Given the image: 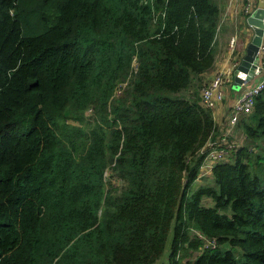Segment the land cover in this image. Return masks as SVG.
Masks as SVG:
<instances>
[{"label":"trees","instance_id":"obj_1","mask_svg":"<svg viewBox=\"0 0 264 264\" xmlns=\"http://www.w3.org/2000/svg\"><path fill=\"white\" fill-rule=\"evenodd\" d=\"M221 12L0 0V264H154L173 223L171 264H264V91L236 126L257 150L192 190L218 130L200 75ZM110 168L123 184L107 191Z\"/></svg>","mask_w":264,"mask_h":264},{"label":"crops","instance_id":"obj_2","mask_svg":"<svg viewBox=\"0 0 264 264\" xmlns=\"http://www.w3.org/2000/svg\"><path fill=\"white\" fill-rule=\"evenodd\" d=\"M217 4L221 6L222 12L219 31L214 45L216 63L213 69L200 75V79L202 84L206 85L218 74H223L231 79V82L225 86V98L221 101H216L215 107L212 109L218 126L216 136H213L212 140H218L228 132L234 102L238 95L243 91L242 89L239 90L234 88V81L235 76L238 73V65L246 55L247 46L254 34V29L248 22V17L250 15L247 14V7L249 8V14L254 16L262 12V10L264 11V0H217ZM233 38H235V44L234 47H231V41ZM193 89H191V91H193ZM188 95L189 92H186V96ZM238 131L239 129H234L232 135L229 136V139L233 142L235 148L244 144L242 139L240 142L236 138ZM242 136H244V134H242ZM208 151L209 148L205 147L200 151V154L207 153ZM213 166L210 168L201 167L199 177L194 184L201 182L200 179L204 178H208L211 184L213 181ZM196 257L197 254H195L193 258L188 259H195ZM188 259L184 261H187Z\"/></svg>","mask_w":264,"mask_h":264},{"label":"built area","instance_id":"obj_3","mask_svg":"<svg viewBox=\"0 0 264 264\" xmlns=\"http://www.w3.org/2000/svg\"><path fill=\"white\" fill-rule=\"evenodd\" d=\"M247 14L249 8L247 7ZM264 21V18H263ZM235 38L231 41V47H234ZM258 57L260 64L255 70L254 77L245 81L242 84V92L236 98L232 115L230 118V127L226 135L220 137L218 140L209 141L206 147L209 151L206 153L202 168H210L220 161H228L232 157V149L234 148L233 142L229 139L233 130L236 129L240 118L244 115H249L254 110L256 97L264 91V36L259 48ZM231 82V79L223 74H218L210 83L206 84L201 91V102L204 106L213 109L216 101H221L225 98V86ZM194 232L205 240V247H215L216 241L214 239L208 240L204 234L198 230Z\"/></svg>","mask_w":264,"mask_h":264},{"label":"water","instance_id":"obj_4","mask_svg":"<svg viewBox=\"0 0 264 264\" xmlns=\"http://www.w3.org/2000/svg\"><path fill=\"white\" fill-rule=\"evenodd\" d=\"M264 11L257 15H250L248 17L249 24L254 29L253 37L247 46V52L241 63L238 65V73L235 76L234 88L242 89V84L254 77L255 70L260 64L258 57L259 48L261 46L264 36Z\"/></svg>","mask_w":264,"mask_h":264},{"label":"rangeland","instance_id":"obj_5","mask_svg":"<svg viewBox=\"0 0 264 264\" xmlns=\"http://www.w3.org/2000/svg\"><path fill=\"white\" fill-rule=\"evenodd\" d=\"M120 92V90L118 91V93ZM183 94V93H182ZM85 116L87 117V119L89 121H92L94 118V110L93 109H89L87 110ZM71 123H74L76 121H70ZM242 132L241 129H239V131L236 134V138L244 144L248 143L249 147L251 149H253L254 151H256V147L254 145H250L251 143L249 141H247L246 137L242 136ZM247 145V144H246ZM110 178V179H109ZM113 180V181H112ZM201 182H198L197 184H194L192 187V190H196V188L198 187V185L200 184H209L210 181L208 178H204V179H200ZM106 182H107V191L109 190H114L115 188H119L123 182L117 177L114 176L112 174V169L110 168L107 173H106ZM208 201H205V199L203 200V204H208ZM212 205V204H211ZM173 240H174V223L172 224L171 230L169 232L168 238H167V242H166V246L165 249L163 251V253L161 254L160 258L154 263V264H171V262L173 261L171 255H172V250H173ZM189 258H193L195 256V254L191 256V254H188ZM187 255V256H188ZM184 262V260L182 261Z\"/></svg>","mask_w":264,"mask_h":264}]
</instances>
